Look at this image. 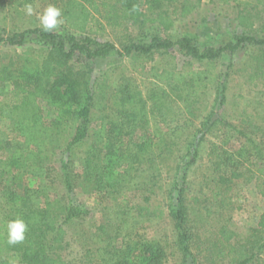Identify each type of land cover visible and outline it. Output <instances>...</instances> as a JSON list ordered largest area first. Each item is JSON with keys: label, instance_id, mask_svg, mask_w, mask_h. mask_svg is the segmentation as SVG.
Masks as SVG:
<instances>
[{"label": "trees", "instance_id": "obj_1", "mask_svg": "<svg viewBox=\"0 0 264 264\" xmlns=\"http://www.w3.org/2000/svg\"><path fill=\"white\" fill-rule=\"evenodd\" d=\"M34 0H13L15 8L23 7ZM44 8L52 4L62 12L64 23L62 33L48 31L41 27L23 32L0 33V47H13L17 55L8 63L0 60V97H7V103L0 109V121L18 118V122L34 120L39 114V99L46 100L56 116L59 129L58 150L69 152L75 145L87 144L86 159L83 164L84 174L77 176L69 166L71 162L59 157V179L65 189L60 199H52L44 190L25 189L23 193L7 192L4 203L6 213L0 215V264H13L9 255H20L23 264H68L63 261L60 251L66 238V226L73 221H80L90 215L83 204L74 199V189L82 180L101 196L102 200L118 201L128 184L145 171H159L170 153L169 144H155L145 140L134 143L124 141L134 135V122L137 117H145L139 108V101L129 96L127 110L117 111L122 116V125H102L93 134L90 132L91 119L95 112L108 117L107 80L97 81L92 85V64L98 59L117 56L134 62H152L157 55L166 54L177 48L182 54L204 65L200 70L164 71L157 79L169 80L176 91L185 96L179 97L186 107L189 117H196V110L205 99L203 94L210 85L221 86V93L226 91V76L215 73V64L223 55L230 57L254 46L258 52L250 56L254 64L250 78H264V24L256 34V24L264 13V0H220L225 4H236L233 19L234 39L223 47L201 48L189 38L172 42L161 34L173 28L175 17L185 18L201 9L203 0H36ZM145 6V10L143 8ZM108 29L117 33L116 43L103 41ZM164 38V39H163ZM35 41L39 49L24 54L16 48H23L30 41ZM230 64L228 68H231ZM224 82V83H223ZM127 92V88L125 89ZM202 93V94H201ZM125 100V99H123ZM161 106V105H160ZM164 116V114L162 115ZM125 117L129 122L125 121ZM113 119V117H111ZM220 121H223L221 119ZM75 123L73 138L67 142L71 127ZM226 125V122H223ZM229 125V124H228ZM238 136L248 141L251 147L242 159H222L215 164L216 177L203 178L206 189L231 186L244 176V169L256 176V187L264 198V127L248 124L244 129L234 127ZM203 139L205 131H199ZM160 132L156 131L157 139ZM250 136L256 137L252 139ZM60 139L62 141H60ZM169 146V148H165ZM197 151V147L194 148ZM42 150L31 158L20 150L14 152L7 161L0 164V187H4L9 178L19 177L22 173L39 181L48 179ZM196 152L194 151V155ZM187 155V154H186ZM184 155V156H186ZM183 156V157H184ZM218 157L221 155L218 154ZM184 159V158H183ZM186 162L184 173L190 165ZM237 162V165H235ZM231 163V164H230ZM229 172V173H228ZM150 179H155V174ZM185 180V176L182 177ZM149 184V183H148ZM185 182L178 192L175 203L168 206L169 216L174 222L177 234V248L181 253V264H187L192 258L190 243L192 233L188 225V216L184 199ZM149 201V198L146 199ZM160 212L152 211L147 206L138 207V215L151 216ZM16 218L27 224L25 240L16 245L7 242V222ZM264 231V217L259 223ZM101 230H106L101 227ZM217 243L211 258L206 264H251L257 257L264 255V234H258L255 240L237 242L236 233L224 225L219 229ZM167 257L166 246L159 240L126 242L113 253V264H164ZM195 262V261H194Z\"/></svg>", "mask_w": 264, "mask_h": 264}, {"label": "rangeland", "instance_id": "obj_2", "mask_svg": "<svg viewBox=\"0 0 264 264\" xmlns=\"http://www.w3.org/2000/svg\"><path fill=\"white\" fill-rule=\"evenodd\" d=\"M30 3L34 11L32 15H27L24 6L15 8L13 0H0L2 35L7 34L4 30L23 32L41 27L37 14L42 13L45 8L39 1ZM235 6V3L225 4L220 0H203L201 9L185 18L175 17L173 28L161 36L172 42L189 38L201 48L223 47L234 39L232 21L237 12ZM143 8L145 10V6ZM263 24L264 13L256 24V34L261 35L258 29L263 28ZM52 31L62 33V24ZM104 36L103 41H117V33L113 34L109 29ZM245 47L247 51L243 49L233 57L223 55L215 64V73H228L226 91L222 94L218 84L208 86L195 118L188 116L184 102L179 98L185 94L173 89L169 80L156 78L163 75L164 71L176 73L204 68V65L184 56L177 48L157 55L152 62H134L128 58L111 56L98 59L92 64V85L97 80L99 83L104 78L107 80L105 104L108 117L104 118L103 114L95 112L90 132L93 134L104 123L122 125L124 119L117 111L122 108L127 110L129 104L126 101L129 96H133L139 101V108L145 109L141 110L145 117L135 118L134 135L126 137L124 141L139 143L145 140L160 145L169 144L171 148L165 147L170 149V153L161 170L140 174L123 190L118 201L112 200L111 196L109 200L103 201L91 186L82 180L78 181L73 197L76 202L87 207L90 215L66 226V238L60 251L63 261L68 264H113L115 249L126 242L155 239L166 246L167 257L164 264H181L177 234L168 206L173 201L175 203V198L171 196L177 197L176 186L180 189L184 182L188 225L192 233V258L187 260V264L208 262L217 243L219 229L223 225L236 233L237 242L252 243L258 234H264L259 229V223L264 217V198L259 195L253 172L243 169L241 173L244 177L228 187L206 189L203 186L204 176L218 175L215 164L220 160L233 158L237 161L240 155L242 159L245 157L246 151H249L248 154L252 153L248 141L238 136L234 127L244 129L249 123L264 127V78H250L254 68L250 56L258 50L254 46ZM16 49L18 53L24 54L39 48L32 40L25 47ZM14 50L9 46L0 47L2 64L8 63L11 57L17 55ZM230 64L231 68H228ZM126 88L128 93H125ZM7 101V97H0V109ZM37 104L39 114L34 120L18 122V118L14 117L2 118L0 121V164L11 158L17 150L28 158L42 150L50 177L44 181L22 173L16 178L8 177L5 186L0 187V215L7 210L4 203L7 192L23 193L25 189H42L52 199L63 197L65 189L59 179L60 156L71 162L69 166L77 176L84 174L86 150L93 141L75 145L69 152L58 150L60 142L59 129L55 124L56 116L46 100L39 99ZM125 121L129 122L126 117ZM223 122L227 124L224 125ZM74 128L75 123L67 142L63 143L65 148L69 147ZM201 130L205 131V136L199 142ZM156 131L161 133L157 139L154 138ZM250 137L257 141L256 137ZM195 147L197 151L194 150ZM218 154L221 156L218 157ZM192 159L194 162L185 174L184 165ZM152 174H155V179H150ZM183 176L185 180H182ZM142 206H147L152 211L159 208L164 214L160 216L158 212L154 216L141 217L138 215V207ZM102 226L106 230H101ZM9 260L13 264H23L20 255L16 253L10 254ZM226 262L223 260L222 264ZM251 264H264V255L257 257Z\"/></svg>", "mask_w": 264, "mask_h": 264}, {"label": "clouds", "instance_id": "obj_3", "mask_svg": "<svg viewBox=\"0 0 264 264\" xmlns=\"http://www.w3.org/2000/svg\"><path fill=\"white\" fill-rule=\"evenodd\" d=\"M24 9L27 15L33 14V6L31 3H26ZM62 12L56 6L49 4L42 13L37 14V19L42 30L45 32L54 30L58 25L63 24L61 19ZM7 242L10 245H16L25 240V233L27 231V224L21 218H16L7 222Z\"/></svg>", "mask_w": 264, "mask_h": 264}]
</instances>
